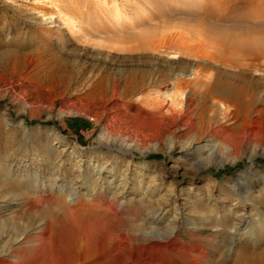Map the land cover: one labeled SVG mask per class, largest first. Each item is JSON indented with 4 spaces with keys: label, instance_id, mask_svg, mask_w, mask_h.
Instances as JSON below:
<instances>
[{
    "label": "rangeland",
    "instance_id": "rangeland-1",
    "mask_svg": "<svg viewBox=\"0 0 264 264\" xmlns=\"http://www.w3.org/2000/svg\"><path fill=\"white\" fill-rule=\"evenodd\" d=\"M263 1L0 0V210L7 203L12 207L10 215L1 219L7 224L0 227V234L20 235L25 226L34 228L64 212L65 199L56 198L28 212L31 201L25 177L49 179L59 175L60 182L66 184L79 181L75 162L83 150L86 155L106 152L113 144L114 152L121 154L119 142L112 143L109 137L130 139L127 133L135 129L151 150L143 154L134 149L127 158L136 164L146 161L145 174L137 176L133 165L125 171L126 179L121 180L122 174L115 179L128 183L127 204L133 209L122 215V225L130 234L144 236L146 211L165 206L171 197L181 206L188 202L191 208L198 199L202 203L208 198L202 194L207 177L217 180L214 194L218 197L214 201L224 205L228 199L233 203L246 195L248 188L261 190L264 151L253 160L247 155L237 158L238 137L229 139L235 147L231 154L221 145L209 149L192 128L184 125L187 116L194 111L201 113L203 107L193 84L185 86L181 75L188 73L194 81L201 73L213 82L219 71L234 82L250 79L253 86L260 84L264 91V60L238 68L210 57L224 28L239 31L264 25ZM81 24L85 26L81 28ZM159 105L175 109L166 121L167 130L156 120ZM259 105L264 113V104ZM262 116L255 139L264 144ZM168 132L181 134L180 141L169 144ZM55 136H61L63 143ZM150 139L160 140V146L152 147ZM189 141L193 144L188 145ZM74 145L78 153L71 156ZM184 150L186 156H182ZM251 165L256 173L249 179L243 172ZM169 190H174L173 194ZM151 191H155L153 197ZM141 197L145 201L142 207ZM260 208L264 211V202ZM190 213L180 210L181 222L175 230L181 243L178 252L189 250L199 257L200 264H223L225 251L217 231L208 224L199 228L190 225L186 219ZM202 213L213 215L214 211L207 206ZM116 230L114 222L111 231ZM76 232V228L66 231L55 250L47 243V260L58 261L71 251L70 241ZM109 234L96 235L98 247L108 245Z\"/></svg>",
    "mask_w": 264,
    "mask_h": 264
},
{
    "label": "bare ground",
    "instance_id": "bare-ground-1",
    "mask_svg": "<svg viewBox=\"0 0 264 264\" xmlns=\"http://www.w3.org/2000/svg\"><path fill=\"white\" fill-rule=\"evenodd\" d=\"M261 5L264 6V1ZM83 26L85 24L80 25L81 28ZM218 39L219 44L214 46L217 50L211 51L210 57L220 64L243 68L247 64L255 62L256 65V62L264 60V25L258 28H242L239 31L224 28ZM189 76L188 73L181 75L183 81L185 80V86L193 84V90L199 94V102L203 110L201 113L194 111L197 114L195 119L194 112L192 113L194 116H187L184 125L192 128L204 140L203 146L210 149L215 145H221L230 153L235 147L229 139L238 137L237 158L247 155L253 160L258 152L264 151V144L255 139V133L258 132L257 125L264 114L259 108V104H264V94L262 97L259 96L264 92L260 84L256 83L253 86V82L246 78L241 79V82H234L228 79L229 76L225 78V73L221 74L219 71L213 82L204 79L201 73L194 81ZM157 109L156 120L167 130L166 121L175 113V109L164 105H159ZM118 131L122 133L121 130ZM135 131L127 133L130 139L120 136L109 137L112 143L119 142L121 146L118 150L121 154L114 152L113 144L108 146L110 150L106 152L97 150L86 155L83 150L75 162L79 168L76 171L79 181L72 180L66 184L60 182L59 175H53L49 179H43L40 175L34 176V179L25 177L23 181L27 184L25 188L28 189L26 194L32 203L28 205V212L37 209L44 201L51 202L53 198L65 199L66 206L61 215L57 214V217L44 224L37 223L34 228L25 226L20 235L11 232L1 233L0 264H200L199 257L192 256L189 250L178 252L181 243L176 239L175 230L181 222L180 210L191 212V215H186L190 225L199 228L202 224H208L217 231V238L225 251L226 260L223 264H264V211L260 208V203L264 202V176H262L261 190L248 188L245 191L247 194L240 195L233 203L228 199V205L225 204L228 206L227 209L224 202L214 201L218 197L214 194L215 188L219 186L217 180L207 177L202 194L208 195V198L202 203L198 199L191 208L188 202L181 206L174 197H171V201L167 200L169 203L165 206L146 209L144 236L140 233H129L122 225L124 221L122 215L124 213L127 215L126 213L132 211L130 208L133 207L132 204H127L130 197V191L127 190L128 183L123 184L115 179L120 174H122L121 180L126 179L124 173L133 165L137 176L141 178L145 174L143 169L148 164L146 161L136 164L127 158V154L134 149H139L143 154L148 152L147 149L151 150L146 146L147 141L143 139L138 129ZM180 135L168 132V143H177L180 141ZM55 140L60 144L63 143L61 136H55ZM150 144L157 148L161 141L150 139ZM192 144V141L188 143V145ZM75 145L70 153L71 156L78 153ZM50 149L53 151V148ZM58 149L55 147V151ZM185 150L181 152L182 156H186ZM123 167L125 168L122 169ZM243 173L246 178L252 179L256 170L251 165ZM9 175L12 177L13 174L10 172ZM12 179L17 181L16 178ZM139 182H142L141 179ZM193 187L190 189H194ZM173 192L174 190H169V193L173 194ZM153 193L155 191L150 192L151 197L154 196ZM135 194L137 193L131 198L134 199ZM142 199L141 197L139 200L141 207L145 202ZM243 203L247 206L242 205ZM207 206L212 207L213 215L202 213ZM1 208L3 210H0V227L7 224V220L1 219L10 215L12 207L7 203ZM171 212L172 218L169 219ZM114 222L117 226L115 232L111 231ZM161 224H165L164 228L160 226ZM73 228H76L77 232L70 241L72 250L65 255L62 254L58 261H48L44 254L45 249L47 250L46 244L49 243L55 250L57 243L64 239L66 231H71ZM227 229L230 232H227ZM102 232H110L108 245L98 247L95 238ZM153 232H165L167 235H150Z\"/></svg>",
    "mask_w": 264,
    "mask_h": 264
}]
</instances>
